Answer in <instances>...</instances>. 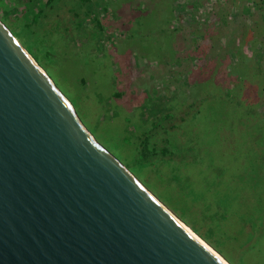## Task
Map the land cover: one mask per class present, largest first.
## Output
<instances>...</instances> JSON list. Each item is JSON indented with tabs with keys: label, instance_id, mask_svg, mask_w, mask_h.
<instances>
[{
	"label": "rangeland",
	"instance_id": "1",
	"mask_svg": "<svg viewBox=\"0 0 264 264\" xmlns=\"http://www.w3.org/2000/svg\"><path fill=\"white\" fill-rule=\"evenodd\" d=\"M0 20L162 204L264 264V0H0Z\"/></svg>",
	"mask_w": 264,
	"mask_h": 264
},
{
	"label": "water",
	"instance_id": "2",
	"mask_svg": "<svg viewBox=\"0 0 264 264\" xmlns=\"http://www.w3.org/2000/svg\"><path fill=\"white\" fill-rule=\"evenodd\" d=\"M163 205L0 20V264H226Z\"/></svg>",
	"mask_w": 264,
	"mask_h": 264
},
{
	"label": "bare ground",
	"instance_id": "3",
	"mask_svg": "<svg viewBox=\"0 0 264 264\" xmlns=\"http://www.w3.org/2000/svg\"><path fill=\"white\" fill-rule=\"evenodd\" d=\"M164 206V205H163ZM165 207V206H164ZM169 210V209H168ZM171 212V211H170ZM172 213V212H171ZM173 214V213H172ZM177 218V217H176ZM178 220H180L178 218ZM180 223L193 235L200 243H202L205 247H207L209 250L214 252L217 256H219L226 264H230L228 261L222 257L215 249H213L210 245H208L203 239H201L196 233H194L184 222L180 220Z\"/></svg>",
	"mask_w": 264,
	"mask_h": 264
},
{
	"label": "trees",
	"instance_id": "4",
	"mask_svg": "<svg viewBox=\"0 0 264 264\" xmlns=\"http://www.w3.org/2000/svg\"><path fill=\"white\" fill-rule=\"evenodd\" d=\"M38 20V18H37V16H35V21H37ZM207 197H211L210 195H206ZM217 203V202H216Z\"/></svg>",
	"mask_w": 264,
	"mask_h": 264
}]
</instances>
